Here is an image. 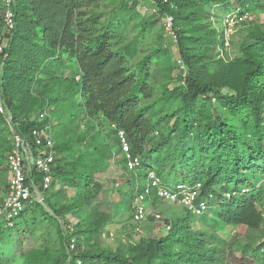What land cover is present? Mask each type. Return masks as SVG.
<instances>
[{"label": "trees", "instance_id": "1", "mask_svg": "<svg viewBox=\"0 0 264 264\" xmlns=\"http://www.w3.org/2000/svg\"><path fill=\"white\" fill-rule=\"evenodd\" d=\"M150 1L157 13L141 16L132 38L126 34L140 15L138 0L117 6L115 0H15L11 31L4 29L0 10V44L7 42L0 73L4 106L20 132L49 126L56 143L46 206L27 207L13 228L1 224L0 264H244L234 242L217 229L259 231L264 225V25L249 28L241 54L227 60L215 51L224 35L210 9L223 4L231 13L250 15L264 12V0ZM166 15L174 17L177 40L163 29L148 44ZM45 111L41 123L31 120ZM120 131L132 153L144 156L137 174L127 172ZM10 150L7 119L0 114L6 194ZM110 161L122 164L128 185L148 179L151 169L169 184L200 183L204 195L215 196L211 203H220L218 210L203 217L198 229L186 209L172 217L179 205L154 198L171 230L161 236L163 226H154L158 231L142 240L108 248L102 241L115 219L112 210L93 203L103 190L95 176ZM36 178L43 189L42 175ZM144 191L131 190L128 198L126 192L117 205L130 209L133 224ZM263 247L241 246L242 261L250 264Z\"/></svg>", "mask_w": 264, "mask_h": 264}, {"label": "built area", "instance_id": "2", "mask_svg": "<svg viewBox=\"0 0 264 264\" xmlns=\"http://www.w3.org/2000/svg\"><path fill=\"white\" fill-rule=\"evenodd\" d=\"M2 18L5 30L15 28V0H1ZM248 14L241 15L239 12L229 14L225 19L227 28L233 30L247 19ZM174 17L166 15L163 18V27L167 35L173 40H177L174 31ZM7 42L0 44V73L2 71L3 53ZM185 70V68L183 67ZM185 76V73L183 74ZM0 113L7 119V126L11 133V150L8 155L9 166V186L8 191L0 206V226L6 223L7 227L13 228L17 219L24 213L27 207L33 204L46 206V193L50 190L54 180V170L56 167V143L52 138L51 128L41 127L32 130L28 135L19 131L20 123L15 122L11 113L4 106L0 94ZM48 113L40 112L31 120L42 122ZM121 140V151L125 155L127 169L130 172H137L144 164L140 156L132 153V146L123 131L119 132ZM42 175L43 189L39 186L36 176ZM140 195L135 206V223L142 225L148 218V204L153 197L160 200L175 203L183 206L196 216H202L209 210L208 201L201 198L202 185L196 186L186 184L167 185L154 170L148 173V185ZM213 197V196H211ZM161 214H156L158 221H163ZM170 230L169 226H166ZM141 231L140 228L137 229ZM75 239L71 242V249L76 247ZM81 264V262H79Z\"/></svg>", "mask_w": 264, "mask_h": 264}, {"label": "rangeland", "instance_id": "3", "mask_svg": "<svg viewBox=\"0 0 264 264\" xmlns=\"http://www.w3.org/2000/svg\"><path fill=\"white\" fill-rule=\"evenodd\" d=\"M134 1L135 0H115V6L121 5L123 2L133 4ZM223 6V4H214L210 9L211 13H213L212 20L214 26L217 28L218 32L221 35H224V41L222 40V42L220 41V43H218L215 51L216 53L218 51L221 57H224L227 60H232L237 58L241 54V45L244 41L245 36L248 34V29L253 27L254 25H264V12H251L250 15H246L247 19L242 23V25H238L237 28H233V30H231L230 28H227L225 24V19L229 14H231V12L224 9L225 7ZM136 8V11L140 15H137L133 23L130 24V27L127 31L128 33L126 34V36L129 38H132L136 34V31H133V25L140 21L141 16H146L148 12L157 13L156 6H154V3H152V1L150 0H144L142 2L138 0ZM1 9L2 5L0 7V10ZM163 29L164 27L162 26V23L155 26L150 37L146 39L147 43H156L155 41L157 39V36L163 33ZM185 76L182 77V83H185ZM177 85L179 84H172L171 88L176 87ZM225 92L227 93L229 92V90H226ZM84 124L85 123L82 122V125ZM113 163L114 162L110 163L105 172L98 173L95 176L96 182L103 186V190L100 193L99 197L94 201L93 205L95 207L100 205L101 211L104 212H110L112 210L115 221L114 224L108 226V234L103 237L102 242L108 248L117 249L119 246H122V244H125L128 240H132V242L135 243L138 240H142V238H145V236L152 235L153 231H158V229L154 228V226L158 225L146 224L144 228H141V233L136 232L135 225L131 223L132 221L129 219L130 209L128 207L117 209V205L120 204L122 200H124V194L126 192H128V194L125 197H130L129 192L131 190H136L139 187L144 188L145 186H147L148 179H136L132 181L131 185H128L127 183L129 181V175L126 174V171L124 170L122 164L120 163L118 165H115ZM152 167L155 168V166ZM6 188L7 187L5 183L0 181V199L5 197ZM260 208H262L264 213V206H261ZM173 210L175 212L173 211L170 213L172 217L176 215L183 216L186 214L185 210L179 206L174 207ZM216 210L218 209L216 208ZM214 214L215 212L212 213V216H214ZM211 225H213L212 222H209L207 231L210 229L211 232ZM193 226L201 229L203 227L202 218H193ZM157 233H159L161 236H165V232L163 231V229H160V231H158ZM217 235L228 242H234V251L235 253H237L236 256L241 259L239 260L242 263L245 264V262L242 261L244 259H242L241 255L239 254L240 247L247 243H251L253 246H258L260 244L262 245V243H264V225L259 231L250 230L245 226L224 227L223 225H220L217 229ZM263 248L259 250V252L254 253L250 256L249 259L252 261L250 264L264 263Z\"/></svg>", "mask_w": 264, "mask_h": 264}, {"label": "clouds", "instance_id": "4", "mask_svg": "<svg viewBox=\"0 0 264 264\" xmlns=\"http://www.w3.org/2000/svg\"><path fill=\"white\" fill-rule=\"evenodd\" d=\"M234 13V12H233ZM139 156V155H138ZM142 160H144L143 158H142ZM143 164H144V161H143ZM142 169H144V166H143V168ZM151 170H154V169H151ZM155 171V170H154ZM127 172H129V173H131V174H135L136 172H130L128 169H127ZM161 177V176H160ZM164 181V180H163ZM164 183H166L165 181H164ZM167 185H178V184H169V183H166ZM179 184H186V183H179ZM199 184V183H198ZM186 185H189V184H186ZM197 185V184H196ZM196 185H189V186H196ZM146 187V186H145ZM145 187H144V189H145ZM203 192H204V188L202 187V190H201V198H204V199H206L207 201H208V204H209V210L204 214V215H202V216H196V215H194L193 213H191L189 210H187L186 208H184L183 206H181V205H179V206H181L182 208H184V209H186L190 214H192L193 216H194V218L195 219H198V218H203V217H205V216H208V217H211L212 216V213H213V211H215L216 210V208H218V206H219V204H212L211 203V199H215V196L211 193V194H209L208 196H206V195H204L203 194ZM211 196H213V197H211ZM231 197V195L228 193L227 194V198L229 199ZM154 198H157V197H153L152 198V200L154 199ZM157 199H159V198H157ZM152 200L149 202V204L147 205L148 207V218H147V221L144 223V224H142V225H137L135 222H134V225H135V228H136V232H139V233H141V231H138L137 229L138 228H140V230H141V228H144L145 226H146V224L147 225H149V224H153V225H161V226H163L162 228H163V231L165 232V234L167 233V232H169L170 230H171V226L170 225H168L167 223H166V220H167V217L164 215V214H162L160 211H157V208L155 209L154 207H153V205H152ZM159 201L160 202H164L163 200H160L159 199ZM165 202H167V201H165ZM161 214L164 218H163V221H158L157 219H156V214ZM153 218V220H154V222L153 223H151V221H150V218ZM166 226H169L170 227V230H167V228H166Z\"/></svg>", "mask_w": 264, "mask_h": 264}, {"label": "crops", "instance_id": "5", "mask_svg": "<svg viewBox=\"0 0 264 264\" xmlns=\"http://www.w3.org/2000/svg\"><path fill=\"white\" fill-rule=\"evenodd\" d=\"M1 114V113H0ZM2 115V114H1ZM9 129V128H8ZM9 132H10V130H9ZM10 138H11V133H10ZM10 142H11V140H10ZM114 164V163H113ZM135 174H137V173H135ZM8 177H10V175L8 174ZM5 196H6V193H5ZM5 198V197H4ZM3 198V199H4ZM135 230H136V228H135ZM111 235V234H110Z\"/></svg>", "mask_w": 264, "mask_h": 264}]
</instances>
